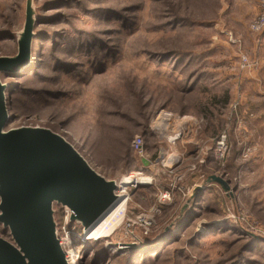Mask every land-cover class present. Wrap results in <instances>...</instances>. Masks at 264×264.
I'll return each instance as SVG.
<instances>
[{
    "label": "rangeland",
    "instance_id": "obj_1",
    "mask_svg": "<svg viewBox=\"0 0 264 264\" xmlns=\"http://www.w3.org/2000/svg\"><path fill=\"white\" fill-rule=\"evenodd\" d=\"M30 2L31 61L1 75L5 129L51 128L102 175L134 179L120 225L94 249L82 226L62 225L71 264H264V44L244 0ZM27 3L0 0V56L17 53ZM212 174L230 189L196 191Z\"/></svg>",
    "mask_w": 264,
    "mask_h": 264
},
{
    "label": "water",
    "instance_id": "obj_2",
    "mask_svg": "<svg viewBox=\"0 0 264 264\" xmlns=\"http://www.w3.org/2000/svg\"><path fill=\"white\" fill-rule=\"evenodd\" d=\"M34 26L28 0L18 51L0 56V224L9 231V238L0 235V264H71L61 213L66 225L82 226L87 235L124 196L119 180L98 172L64 135L43 126L5 129L11 116L1 75L30 63ZM213 182L230 189L228 180L212 174L196 191Z\"/></svg>",
    "mask_w": 264,
    "mask_h": 264
},
{
    "label": "built area",
    "instance_id": "obj_3",
    "mask_svg": "<svg viewBox=\"0 0 264 264\" xmlns=\"http://www.w3.org/2000/svg\"><path fill=\"white\" fill-rule=\"evenodd\" d=\"M259 12L258 14L255 16V18L251 21L250 23V30L255 33V34H260L264 32V0H259ZM230 39L233 42H239L240 43V38H235L232 34H230ZM240 62H241V66L243 68H250L253 64H252V60L250 58V56H248V54H242L241 58H240ZM227 138H228V134L226 132H223L222 134H220L215 142L214 145V154L217 158H224L225 153H226V149H227ZM132 146L134 148V151L141 157L145 156V149H144V143H143V138L141 136H137L132 143ZM122 183H119V192H124L125 188L121 187ZM162 198L166 199L169 198V192L165 191L162 194ZM61 221H62V225H66L65 223V216L64 214L61 213ZM66 226H64L62 228V232L65 229ZM66 250V241H64V237L62 234V241ZM67 251V250H66Z\"/></svg>",
    "mask_w": 264,
    "mask_h": 264
},
{
    "label": "bare ground",
    "instance_id": "obj_4",
    "mask_svg": "<svg viewBox=\"0 0 264 264\" xmlns=\"http://www.w3.org/2000/svg\"><path fill=\"white\" fill-rule=\"evenodd\" d=\"M140 174L143 173H136V175H140ZM147 179L148 176H145L143 178H138V181L140 182V180H142V182L146 181L147 183L149 181ZM132 182H134L133 175L126 176L122 181L121 187L125 188L127 184H130ZM121 194L124 196V198L120 202H118V205L115 206V208L112 211H110V213L91 232H89V234L85 235L84 239L94 241L101 239L103 237H107L110 235V233L113 232V230L117 228V226L120 225L125 213V205H126L125 202L127 200L126 194H124V192H122Z\"/></svg>",
    "mask_w": 264,
    "mask_h": 264
},
{
    "label": "crops",
    "instance_id": "obj_5",
    "mask_svg": "<svg viewBox=\"0 0 264 264\" xmlns=\"http://www.w3.org/2000/svg\"><path fill=\"white\" fill-rule=\"evenodd\" d=\"M243 8H244V12L246 14V16H248V20H247V26H250L251 21L255 18V16L258 14L259 12V0H244V4H243ZM250 30V28H249ZM250 32L253 34L252 41L255 42L256 45V41L258 44L263 45L264 44V32L260 33V34H255L253 33L251 30ZM249 32V34H251ZM257 64H262L263 59H258L256 60Z\"/></svg>",
    "mask_w": 264,
    "mask_h": 264
},
{
    "label": "trees",
    "instance_id": "obj_6",
    "mask_svg": "<svg viewBox=\"0 0 264 264\" xmlns=\"http://www.w3.org/2000/svg\"><path fill=\"white\" fill-rule=\"evenodd\" d=\"M89 241V240H88ZM95 242V243H94ZM96 242H98V241H93V240H91V242H89L88 244H90L89 246H91L93 249L95 248V247H97V245H95V244H97Z\"/></svg>",
    "mask_w": 264,
    "mask_h": 264
}]
</instances>
